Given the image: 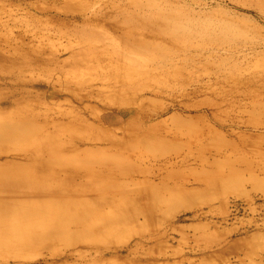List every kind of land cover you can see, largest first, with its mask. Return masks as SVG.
Listing matches in <instances>:
<instances>
[{
    "label": "rangeland",
    "instance_id": "obj_1",
    "mask_svg": "<svg viewBox=\"0 0 264 264\" xmlns=\"http://www.w3.org/2000/svg\"><path fill=\"white\" fill-rule=\"evenodd\" d=\"M260 68L264 0H0V264H264Z\"/></svg>",
    "mask_w": 264,
    "mask_h": 264
},
{
    "label": "bare ground",
    "instance_id": "obj_2",
    "mask_svg": "<svg viewBox=\"0 0 264 264\" xmlns=\"http://www.w3.org/2000/svg\"><path fill=\"white\" fill-rule=\"evenodd\" d=\"M264 68H260V70L259 71H257V72H255L254 74H253V76L251 77V78H253V79H248V78H237V80H236V82H238V83H243V84H246V85H248V86H258V87H260V88H262V89H264V70H263ZM262 70V71H261ZM152 116V115H151ZM151 116H149V117H151ZM121 172L122 173H130L131 171H129V170H127V169H125V168H123L122 170H121Z\"/></svg>",
    "mask_w": 264,
    "mask_h": 264
}]
</instances>
